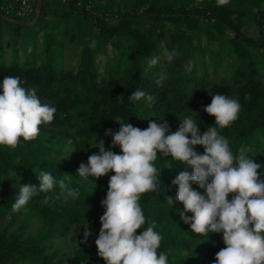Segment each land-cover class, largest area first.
I'll return each instance as SVG.
<instances>
[{"label": "trees", "instance_id": "1", "mask_svg": "<svg viewBox=\"0 0 264 264\" xmlns=\"http://www.w3.org/2000/svg\"><path fill=\"white\" fill-rule=\"evenodd\" d=\"M41 1L35 23L41 18L51 22V31L43 36L42 58L26 65L17 59L0 60V83L6 76H18L56 112L50 124L40 126L36 139L26 142L21 137L15 148L0 145V214L22 216L17 229L0 231V264H105L95 240L105 211L101 201L114 173L98 180L76 173L88 156L99 153L101 140L106 149L120 154L118 146L112 147V137L105 135L108 129L119 130L117 122L146 129L149 120H162L175 131L180 120L191 117L203 133L215 123V117L203 111L211 95H227L240 102L241 111L235 122L218 131L234 154L244 153L262 165L258 171L264 179V0H230L225 6H218L217 0H65L54 13L47 0ZM9 2L0 0V13L17 20L3 8ZM56 29L62 33L54 34ZM69 34L78 51L74 65L65 68L64 38ZM54 40L58 60L51 54ZM92 40L97 42L94 48L89 46ZM11 41L16 55V36ZM164 50L179 55L171 63L150 67L148 57ZM189 60L194 62L191 72L185 70ZM136 89L154 100L130 101ZM195 150L204 152L202 146ZM157 155L154 166L161 172L160 184L156 191L141 195L146 217L142 228L155 221L154 230L162 236L157 251L168 254L169 264H215L216 253L225 247L222 233L195 234L181 220L183 205L176 200L172 180L184 165ZM41 171L63 178L79 196L57 199L59 188L38 192L21 210L13 211L19 185L38 187ZM193 188L204 191L197 185ZM46 196L53 199L45 202ZM31 219L40 221L39 228L24 236ZM72 225L78 228L77 246L71 257L60 255L54 242Z\"/></svg>", "mask_w": 264, "mask_h": 264}, {"label": "clouds", "instance_id": "2", "mask_svg": "<svg viewBox=\"0 0 264 264\" xmlns=\"http://www.w3.org/2000/svg\"><path fill=\"white\" fill-rule=\"evenodd\" d=\"M229 2L217 0V5ZM96 43L92 40L89 46L94 48ZM178 55L176 50H164L148 57V64L151 67L161 61L171 63ZM193 63L189 60L185 70L191 72ZM162 80L163 76L157 85ZM211 96V103L203 111L215 117V123L203 133L191 117L180 120L175 131L162 120H149L146 129L116 121L119 130L108 129L105 135L112 137V147L118 146L120 154L106 149L101 140L99 153L79 165L76 174L85 179L98 180L114 173L109 177L106 198L101 201L105 211L95 240L105 264H169L168 254L157 251L162 236L154 230L155 221L142 228L146 217L139 203L142 194L156 191L160 184L161 172L154 166L158 152L184 165L185 170L177 171L172 180L177 187L176 200L183 205L181 220L195 234L222 233L225 247L216 253L215 264H264V179L258 171L262 165L244 153L234 154L228 139L218 131L238 119L240 102L224 94ZM144 98L154 100L140 89L129 96L133 102ZM55 112V107L41 103L35 88L24 87L18 76L4 77L0 83V145L15 148L21 137L26 142L36 139L40 126L50 124ZM196 146L203 147V154L195 150ZM38 179V187L19 185L11 205L13 211L21 210L38 192L59 188L57 199L79 196L63 178L57 180L49 172L41 171ZM193 185L203 189V193ZM51 199L46 196L45 202ZM167 202L172 206L171 197L167 196ZM189 212L191 216L187 215ZM138 229L143 231L137 234ZM89 235L86 228L85 239Z\"/></svg>", "mask_w": 264, "mask_h": 264}, {"label": "rangeland", "instance_id": "3", "mask_svg": "<svg viewBox=\"0 0 264 264\" xmlns=\"http://www.w3.org/2000/svg\"><path fill=\"white\" fill-rule=\"evenodd\" d=\"M65 0H47L48 9L53 13L55 11H59L64 4ZM52 14V13H51ZM12 16L11 14H8ZM51 15H47L46 18L49 19ZM31 18H17L19 22H27L30 21ZM72 21V19H70ZM51 22H45L43 18H41L37 23L28 24L24 23L20 26L11 25L8 22L0 19V60H3L6 63H12L13 60L17 59L19 64L26 65L28 61L31 59L37 58V62L42 58L43 52V36L46 31H51V27L49 24ZM57 32H53L54 34L59 33V29H56ZM62 33V31H60ZM16 36L17 38V52L14 54V44L11 41V37ZM71 35H67L64 38V52H63V65L65 68L74 65L78 48L74 49ZM56 42L53 41V46L51 49V54L54 56V60H58L60 57L56 56ZM103 57L98 56V60L102 62ZM164 61H161L162 64ZM219 74H221L219 72ZM22 216L19 215L15 219H12L9 214H0V231L2 229H6L8 232L14 231L17 229ZM40 221L36 219H31L27 226L24 228L23 234L24 236L30 233H35L36 229L39 228ZM78 228L76 225H72L66 234L56 240L54 242V246L58 247V254H67L68 257H71L74 249L77 246L78 240Z\"/></svg>", "mask_w": 264, "mask_h": 264}, {"label": "built area", "instance_id": "4", "mask_svg": "<svg viewBox=\"0 0 264 264\" xmlns=\"http://www.w3.org/2000/svg\"><path fill=\"white\" fill-rule=\"evenodd\" d=\"M36 0H10L3 6L7 13L14 14L17 18H30L35 11Z\"/></svg>", "mask_w": 264, "mask_h": 264}, {"label": "water", "instance_id": "5", "mask_svg": "<svg viewBox=\"0 0 264 264\" xmlns=\"http://www.w3.org/2000/svg\"><path fill=\"white\" fill-rule=\"evenodd\" d=\"M41 6H42V1L41 0H36V7H35L34 16L32 17V19L30 21L21 22V23L34 24L37 21L38 17H39V14H40V11H41ZM0 18L5 19V20L10 21V22H19L15 18L9 17V16L4 15L2 13H0Z\"/></svg>", "mask_w": 264, "mask_h": 264}]
</instances>
